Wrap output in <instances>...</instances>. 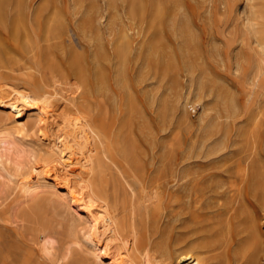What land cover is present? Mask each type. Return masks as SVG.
<instances>
[{"label": "rangeland", "instance_id": "1", "mask_svg": "<svg viewBox=\"0 0 264 264\" xmlns=\"http://www.w3.org/2000/svg\"><path fill=\"white\" fill-rule=\"evenodd\" d=\"M130 1L28 0L26 22L36 37L35 54H40L42 64L53 67L58 80L57 95L61 97L52 98L56 118L51 127L34 125L25 135L15 130L14 114L2 100L13 97L12 88L24 87L17 76L28 70L23 65L31 63L34 51L28 54L14 42L0 61V85L6 91L0 94V136L11 134L13 160L21 159L26 171L32 163L29 150L42 148L43 154L48 151L61 131L64 112L73 117L88 114L85 117L99 123L107 117L112 124V155L153 162L144 168L149 174L146 182L151 187L161 183L165 192L161 200L165 213L162 221L143 228L145 238L151 241L152 264H162V247L175 244L171 231L173 214L180 210L177 203L172 206L174 194L170 192L186 181L172 177V162H190L181 169H190L191 178L214 173L217 180L226 182L224 188L247 162L252 172L258 165L264 169V73L253 79L250 71V62L256 58L253 48L258 44L250 25L249 0H136L143 4V10L136 1ZM130 4L139 10L134 8L133 13ZM263 7L264 0L255 1V8ZM53 12H58L62 20L53 34L44 37L43 30ZM38 32L40 36L35 35ZM55 33L60 35L55 37ZM125 40L130 51L125 56L122 77L119 73L123 59L118 57L116 47L125 44ZM100 46L107 59L98 60L96 52ZM77 64L83 68L77 69ZM97 70L103 72L101 89L96 88ZM189 99L196 103L185 105ZM34 108L25 109L23 121L33 123L37 113ZM10 169L15 171L13 165ZM157 176L160 179L152 181ZM65 192L63 186L59 191L49 186L24 197L16 188L15 178L0 173V200L11 194L0 205V248L4 249H0V264L19 261L20 257L10 250L17 240L32 237L38 226H46L55 238L52 264H119L121 257V264H132L122 256L123 248L119 249L122 254L115 257L104 255L98 260L94 256L87 225L74 215ZM211 215L214 218L207 226L212 227L211 222L215 221L214 239L223 243L211 252L214 257L209 264H244L243 259L234 258L240 247L233 241L243 227L242 221L234 219L226 225L228 214L206 216ZM177 225L180 228L175 229H184L182 224ZM259 232L264 241V207L260 209ZM258 264H264V257Z\"/></svg>", "mask_w": 264, "mask_h": 264}, {"label": "bare ground", "instance_id": "2", "mask_svg": "<svg viewBox=\"0 0 264 264\" xmlns=\"http://www.w3.org/2000/svg\"><path fill=\"white\" fill-rule=\"evenodd\" d=\"M131 1L133 2L131 4H134L136 0ZM249 1L252 4L250 25L258 44L253 48L256 58L250 62V71L252 78L257 79L264 73V7L259 10L255 8L256 0ZM139 4V9H142L143 4ZM134 6H132L133 9L130 7L133 13L135 10L136 12L139 10ZM27 7H29L28 0H0V61L8 53L7 47L13 46L14 42L28 54L34 51L36 37L31 33L26 22V18H28L26 13H29ZM51 14L48 25L45 29L43 28L44 37L53 34L62 20H60L58 12ZM38 18L40 21L41 17ZM58 32L60 33V31ZM40 34L39 32L35 33L36 36H40ZM123 37L125 39L126 35ZM124 42L125 44L122 42L123 45L120 46V44L116 47L117 50L115 49L119 55L117 56L123 59L119 76H122L124 60L127 59L125 56L128 50L130 51L126 44L128 40ZM98 49L97 52L95 51L98 60L107 59L108 56L103 53L101 46ZM47 51L44 52V55ZM38 55L34 51V54L30 56L31 63L26 62L23 65L28 70L17 76L23 80L24 87L22 86V89H16L17 86L12 88L13 91H10H12L13 97L10 95L11 99L8 98V101L2 100L3 105L6 104L14 114L13 127L22 135L27 134L34 125L49 128L56 118L55 110L51 104L55 102L54 99L52 101V98L58 94V80L55 79L53 67L49 68L42 64L39 58L41 56ZM45 57L47 56L45 55ZM45 57L43 58L45 59ZM49 60L48 62H50ZM73 60L72 63L76 65ZM77 60L76 62H79ZM79 65L77 64V66ZM81 67L79 66L77 69ZM47 72L50 73H48L49 76ZM102 73L100 70L96 72L97 89L102 87V80H104ZM3 87L0 85V94L4 95ZM57 97L59 96L57 95ZM192 99L187 100L185 105L190 103V105H194L196 101ZM33 106L34 109L37 108L33 123L23 121L25 109H31ZM77 112L79 111L77 110ZM77 112L76 115H78ZM87 115L85 114V116ZM85 116L73 117L64 112L61 131L54 138L48 151L43 154L42 148L29 150L32 163L26 171H24L26 165L21 159L13 160L11 151L14 141L11 134L0 136V173H6L15 178L16 188L24 197L38 193L45 187H56L59 191L63 186L66 190L65 198L69 207L74 215L78 219L84 220L87 225L86 234L92 241V251L98 260H101L104 255L113 254L114 257L121 255L119 249L123 248L125 253L122 256L125 255L132 264H152L151 241L149 238H145L146 234L143 228L153 222L160 223L165 214L161 201L165 192L161 189V183L151 187L146 182L149 174L144 168L154 163L139 157L119 159L112 155L111 148L114 146V141L111 136L112 124L109 119L106 117L99 123L90 116ZM172 164V177L178 181L181 179H186V181L180 184L178 189L170 192L174 194L172 206L174 207V204L177 203L180 210L173 214L174 224L172 223L171 231L175 244L173 247L167 245L162 247V264L166 262H171V264H209L208 261L214 257L211 252L218 249L223 242L214 239L216 227L213 226V223L215 221L211 222L212 227L207 226L208 221L214 218L212 215L207 217L208 213L228 214L225 219L226 225H230L234 219L242 221L243 227L237 231L236 237L233 238L234 243L240 247L239 252L237 251L238 257L235 255L234 258L243 259L244 264H258L264 257V241L259 232L260 209L264 207L263 165L255 166L252 172L249 169L250 163H245L235 176H231L228 180L229 185L224 188L226 182L217 180L214 173L198 174L191 178L190 169H181L184 164L185 166L190 164V162L187 163V160L176 159ZM12 165L14 172L10 169ZM80 167L82 168L78 170ZM159 179L160 177L157 176L152 181ZM9 195L0 200V205L9 198ZM222 197L226 199L225 202L220 201ZM178 223L183 225V230L175 229L178 227ZM173 229L177 232H174ZM114 246L115 249L112 251ZM10 251L20 257L19 261H13L12 264H52L56 255L55 238L46 226H38L32 237L17 240L14 248ZM56 261L60 263L61 260L57 258ZM123 261L124 258L121 257L118 262L121 264ZM224 262L226 261L224 260Z\"/></svg>", "mask_w": 264, "mask_h": 264}]
</instances>
